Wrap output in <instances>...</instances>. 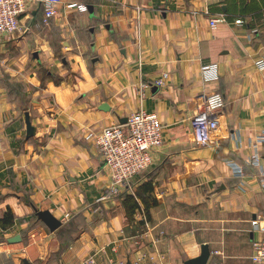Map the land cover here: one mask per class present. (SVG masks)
<instances>
[{"label": "crops", "instance_id": "0c3cea01", "mask_svg": "<svg viewBox=\"0 0 264 264\" xmlns=\"http://www.w3.org/2000/svg\"><path fill=\"white\" fill-rule=\"evenodd\" d=\"M43 17L33 0L19 29L0 36V264H189L205 246V264H256L264 0H63ZM212 64L219 77L208 81ZM214 92L225 100L220 127L202 141L192 119ZM137 110L157 112L164 144L110 194L87 136Z\"/></svg>", "mask_w": 264, "mask_h": 264}, {"label": "built area", "instance_id": "2783aa9c", "mask_svg": "<svg viewBox=\"0 0 264 264\" xmlns=\"http://www.w3.org/2000/svg\"><path fill=\"white\" fill-rule=\"evenodd\" d=\"M31 1L33 0H0V36L11 34L19 29L21 17L29 10ZM40 1L44 10L43 21L48 24L57 14L58 7L63 0ZM69 7L86 9L85 5L76 2L69 3ZM226 21L227 17L222 13L210 18V26L215 29L220 23ZM236 23L240 24L242 20L237 19ZM256 64L260 69H264L263 59ZM201 72L203 78L208 81L219 77L216 64L203 66ZM166 77L167 73L157 79L155 84L164 86ZM224 105L225 100L221 93L214 92L205 95L202 107L192 119L200 140H208L213 132L219 130L216 115ZM87 138L96 140L104 158L111 179L109 193L119 194L134 175L152 164L155 149L164 144V126L157 112L137 110L128 117L125 125L109 126L102 134L89 133ZM258 162V157L252 159V163L258 164ZM261 184L264 189V172ZM258 223L257 219L253 220L255 226ZM254 249L253 261L256 264H264V229L263 237L255 241Z\"/></svg>", "mask_w": 264, "mask_h": 264}, {"label": "water", "instance_id": "95a60500", "mask_svg": "<svg viewBox=\"0 0 264 264\" xmlns=\"http://www.w3.org/2000/svg\"><path fill=\"white\" fill-rule=\"evenodd\" d=\"M128 120V119H127ZM126 120V122H127ZM39 217L49 226L51 230H56L59 226H61V221H59L56 217L53 216L49 211H39ZM12 242L21 240V236H15L10 239ZM210 254V249L208 246H205L202 251V255L198 258L192 259L189 261V264H205ZM24 264H34L28 260H24Z\"/></svg>", "mask_w": 264, "mask_h": 264}, {"label": "trees", "instance_id": "16d2710c", "mask_svg": "<svg viewBox=\"0 0 264 264\" xmlns=\"http://www.w3.org/2000/svg\"><path fill=\"white\" fill-rule=\"evenodd\" d=\"M9 219H10V212L2 220H4L5 222H8Z\"/></svg>", "mask_w": 264, "mask_h": 264}]
</instances>
